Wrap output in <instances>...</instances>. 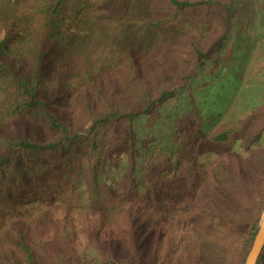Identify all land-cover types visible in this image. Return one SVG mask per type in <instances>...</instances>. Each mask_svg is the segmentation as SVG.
<instances>
[{"label":"trees","instance_id":"obj_1","mask_svg":"<svg viewBox=\"0 0 264 264\" xmlns=\"http://www.w3.org/2000/svg\"><path fill=\"white\" fill-rule=\"evenodd\" d=\"M139 1L18 5L17 14L32 19L28 39L41 46H85L97 29H104L114 46L185 23L202 25L203 32L202 41L187 32L175 34L166 43L168 59L144 74L129 53L124 87L141 96L140 108L122 106L117 80L101 74L105 60L83 74L45 80L48 93L61 87L79 91L78 123L57 115L52 98L37 84L13 74L1 123L12 126L28 110L40 109L54 133L45 139H7L8 151L0 155V212L12 210L23 193L33 197L47 188L56 189L63 204L55 207L48 226L13 222L14 230L0 245V264L39 259L43 264H140V229L164 220L174 264H202L206 244L220 250L223 264L244 263L264 206V174L259 180L249 177L233 151L208 174L201 157L205 145L229 149L254 125L264 132V82L253 80L261 87L234 100L239 83L233 73L243 69L257 42L264 47V0H141V8ZM4 45L2 40L0 54ZM253 62L249 79L264 67L259 55ZM174 63L185 67H170ZM7 68L0 57V94L7 87ZM231 100L235 108L243 107L241 115L222 120ZM0 139H5L1 133ZM11 167L25 168L29 175L14 179ZM111 230L127 240L131 257H117L106 247L105 231ZM81 242L89 254L79 251ZM256 264H264V248Z\"/></svg>","mask_w":264,"mask_h":264},{"label":"rangeland","instance_id":"obj_2","mask_svg":"<svg viewBox=\"0 0 264 264\" xmlns=\"http://www.w3.org/2000/svg\"><path fill=\"white\" fill-rule=\"evenodd\" d=\"M42 0H0V42L5 40V45L0 54L4 64L8 66L5 70L6 91L0 94V133L5 137L0 139V155L8 151L9 144L7 139L17 140L19 138L29 139H45L50 137L54 132L50 129L43 113L40 109H30L25 114L18 117L14 124L1 123V104L2 100L9 97L13 89L12 77L16 74L19 78L30 80L38 85L40 93L47 97H51L54 102L52 109L60 117L66 118L74 123L81 121L79 91L74 89H66L51 93L44 88V81L47 79H59L65 76H73L83 74L85 71L91 70L92 64L97 60H105V64L101 67V74L107 78H114L117 80L122 106L128 107H142L143 100L140 95L128 91L124 86L127 79L126 64L129 53L136 58L141 72L144 74L147 68L153 67L156 63L162 64L168 59L166 50L168 46L166 43L172 41L174 35L179 32H187L196 40L202 41V25L185 23L174 30L166 32H151L146 31V36L136 37L132 44H117L114 46L104 29H97L91 40L85 46L72 45L69 47H62L50 42H45L42 46L39 42L28 39V25L32 22L31 18L23 12L17 14L18 5L20 2L27 4L33 3L38 5ZM99 2L102 0H92ZM143 1L137 2V7L141 8ZM260 19V18H259ZM259 19L257 20V27H260ZM221 24L222 20H220ZM241 28L244 31L250 32L247 25L242 24ZM264 30V29H261ZM261 42H257L256 49L251 56L247 55L243 69L234 71L239 83L236 95L242 92H248L251 89L261 87L252 81L264 82V67L263 71L256 74L253 78L251 76V67L253 61L258 55L260 60L264 62V47ZM45 52L40 55V51ZM259 51H263L261 54ZM247 61V63H246ZM170 67L184 68L183 63L171 64ZM96 74L97 72L92 71ZM165 75L171 76L169 69L166 70ZM159 82H162L163 77L158 76ZM151 81V80H150ZM153 84V83H152ZM264 88V83H262ZM233 100V101H234ZM231 100L227 106L225 117L241 115L240 105L235 108ZM221 120V121H222ZM220 121V122H221ZM219 122V123H220ZM230 151L237 152L243 164L245 172L249 177L255 180L260 179V175L264 174V132L258 133L256 125L240 135L234 142L231 148H212L209 145L203 147L202 163L208 174L218 165L222 158ZM21 170H16L14 167L9 169L10 177L17 179L19 175L27 174V169L20 167ZM30 186L29 189H33ZM209 188V186H208ZM28 194H22L21 200H18L16 206L6 213L0 212V245L6 241V235L14 230L13 222L17 220H25L30 225L37 227L49 224L54 218L55 207L63 204L62 197L59 192L53 188H47L34 191L33 197ZM25 198V199H24ZM26 198H29L26 200ZM164 222L166 224H164ZM164 222H155L154 224H146L140 229L139 237V251L140 264H174L176 254L174 246L171 242L168 244V230L167 220ZM147 227L148 229H145ZM149 232H147V231ZM106 247L109 250L115 251L120 258H129L132 253L128 247L127 240L119 233L105 231ZM79 251L89 254L85 249L84 242L77 243ZM202 264H223L221 260L220 250L213 244H206L203 250ZM4 263V262H3ZM13 264L12 262H9ZM21 264H26L21 262ZM37 264H43L39 259Z\"/></svg>","mask_w":264,"mask_h":264},{"label":"water","instance_id":"obj_3","mask_svg":"<svg viewBox=\"0 0 264 264\" xmlns=\"http://www.w3.org/2000/svg\"><path fill=\"white\" fill-rule=\"evenodd\" d=\"M264 248V206L258 218L256 231L251 248L243 264H256Z\"/></svg>","mask_w":264,"mask_h":264}]
</instances>
